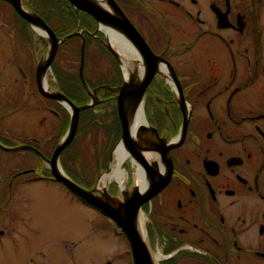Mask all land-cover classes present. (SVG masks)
<instances>
[{"label": "flooded vegetation", "instance_id": "af4514ba", "mask_svg": "<svg viewBox=\"0 0 264 264\" xmlns=\"http://www.w3.org/2000/svg\"><path fill=\"white\" fill-rule=\"evenodd\" d=\"M1 1L13 19L0 36L12 33L6 38L13 51H29L31 60L27 67L0 65V262L57 264L52 251L60 250L75 257L62 264H83L76 262L81 216L71 231L63 222L69 197L70 206L85 202L54 178L48 163L67 133V108L40 90L65 95L53 72L58 52L49 68L55 83L40 85L49 40ZM114 1L156 58L141 105L146 128L136 136L145 164L131 156L136 164L130 159L126 170L134 181L141 167L143 191L156 192L141 214L157 263L264 264V0ZM45 22L67 37L59 47L80 38V72L85 33L107 47L97 22L90 32L78 18V27L65 25L62 36ZM6 57L1 49L0 62ZM40 111L54 120L49 131H36Z\"/></svg>", "mask_w": 264, "mask_h": 264}, {"label": "water", "instance_id": "95a60500", "mask_svg": "<svg viewBox=\"0 0 264 264\" xmlns=\"http://www.w3.org/2000/svg\"><path fill=\"white\" fill-rule=\"evenodd\" d=\"M72 7L77 11H82L90 15L95 19L100 28L101 25H106L117 29L123 35H125L138 49L141 57L146 63L147 72L145 74V79L143 81H132L124 82L121 86L115 88H109L110 93H116L117 103H118V114L122 128V135L115 146L114 150L119 146L123 145L133 156L139 164H145L143 157L138 153V144L136 137L131 133L130 120L135 112L142 105V100L148 86L149 81L154 75V69L156 68V58L149 50L146 42L142 38L141 34L126 17L122 9L114 0H103L105 6L100 5L94 0H67ZM16 12L35 29V26H41L46 31L49 40V49L46 53L47 61L45 68L49 69L57 52L59 45L64 42L66 38H58L55 32L47 25L45 20L41 18L38 14L33 11H29L24 8L22 0H7ZM106 35V34H105ZM107 47L113 52L114 50L107 42ZM83 55H84V42H83ZM116 55V54H115ZM117 56V55H116ZM119 59V58H118ZM83 62L84 56L82 58L81 66V79L86 87L87 91L91 95V100L88 104L84 106H76L73 102L61 93H51L44 89L42 86L40 90L42 94L50 99H54L60 102L67 108L71 114V122L66 135L61 139L59 145L54 151L53 157L49 163V169L52 172L54 178L64 184L72 193L82 198L84 202L98 210L103 214L111 218L117 226L121 229L122 233L127 238L131 255L134 264H154L152 258V252L146 243V241L139 234L136 221L137 217L141 211V206L146 202L151 196L156 192L152 191H141L137 187H134L131 192L123 191L121 192L124 196L122 202L114 204L115 201L111 200L107 190L102 192V196L97 194V185L95 189L88 190L74 182L63 170L60 164V157L62 152L73 142L80 121L81 111L86 110L100 103L101 100L97 96V91L91 92L86 85L83 76ZM120 62V60H119ZM151 62V63H150ZM41 66L38 68V73H40ZM122 72L124 73L123 69ZM39 84L41 85V80L38 74ZM145 125L139 127V129H145ZM10 151L19 150V148L11 149L5 148ZM113 150V152H114ZM112 152V154H113ZM110 166V164H109ZM60 167V168H59ZM109 169V168H108ZM107 264H113L108 262Z\"/></svg>", "mask_w": 264, "mask_h": 264}, {"label": "rangeland", "instance_id": "374dc122", "mask_svg": "<svg viewBox=\"0 0 264 264\" xmlns=\"http://www.w3.org/2000/svg\"><path fill=\"white\" fill-rule=\"evenodd\" d=\"M1 2L2 1L0 0V27L6 25L7 22L5 20L11 21V19H13V16L11 15V12L8 10L5 3ZM33 12L36 13L35 11ZM51 19L55 21L53 16L51 17ZM11 35L12 33L9 34L7 32H3V35L0 36L1 38H3H0V50L4 49L7 53V60L2 59L0 65L5 69L11 67H27L30 64L31 60L30 53L29 51H26L23 52L21 56H17L12 49V43L9 42V40H7L6 38L8 36L11 41ZM37 49H42V46L39 42L37 43ZM92 59L93 61L90 65H94L95 69L94 67H92V71H94V73L90 74L91 78H93V76H96L98 73L104 74L106 72L110 73L113 71L116 74V68L113 67V65L111 64L112 61H109L105 54L100 55V57L99 55L93 56ZM116 61L118 67L120 69H123L117 56ZM68 65L71 64L68 63ZM1 66L0 68H2ZM49 83H55V79L52 73L49 79ZM105 92L107 94H110V91L108 89H105ZM111 94L112 96H116V93ZM67 112L69 113L68 110ZM50 116L51 115L46 112L40 111L37 113L35 119L36 131L50 130L52 122L54 121ZM42 118H45V121H47V124H45L44 126H40L39 124V119ZM105 126L106 125L104 123L101 124L100 122H98V125L87 128V125L85 123L84 128L82 127L80 130V136L77 137L73 142L70 151H64L62 155V161L63 163L65 162V165L70 173H72L76 177L78 176L85 185H88L89 187H92L94 185V187L90 190L95 189L100 177L107 170L106 169L101 172L100 167L103 165L106 154L110 153V151L113 150L112 148H107L108 146L106 145L108 142H110V139H112V147L114 142V134L108 135L107 128H105ZM100 159H102L101 162ZM131 171L134 172V168H132ZM131 179H129L128 181H130ZM131 182H128L127 191L129 192H131L135 187L136 180H131ZM112 183L115 182H111L110 184ZM115 184H112L107 192L109 193L111 200L116 202L119 198L122 197L123 194L120 192V189L115 186ZM97 194L102 196L103 193L101 191H97ZM68 199L70 200V197ZM68 199L67 206L69 211L67 212L66 220L63 223H65L67 229L71 231L70 229L75 226L77 215L81 216L80 220L82 222L80 237L82 238L83 243L78 249L76 262L81 260L83 264H107L108 262H112L113 264H132L133 260L130 250V244L128 240L122 235L119 227L111 220H109L108 216L101 213L98 209H95L87 205L86 203L83 204V206H70ZM69 231L67 234H69ZM153 252L155 253V251ZM52 255L55 256L57 264H62L63 260H67L73 263L75 259L74 257L71 260V256L64 255L63 251L60 250L52 251ZM57 257H59V259ZM5 263L6 262H0V264Z\"/></svg>", "mask_w": 264, "mask_h": 264}, {"label": "trees", "instance_id": "16d2710c", "mask_svg": "<svg viewBox=\"0 0 264 264\" xmlns=\"http://www.w3.org/2000/svg\"><path fill=\"white\" fill-rule=\"evenodd\" d=\"M25 5L29 9L35 11L44 20H47V22L51 24L53 29L57 31L60 36L66 35L62 32V30L65 29V25L71 26L68 28L69 31L76 29L78 18L81 19V27L83 29H87L90 32H94L96 29V21L87 14L75 11L67 0H26ZM52 16L55 21L51 19ZM25 24L27 25L26 22ZM85 37L86 45L83 68L84 79L89 90L91 92L97 91V94L102 101L91 108L81 111L78 130L73 142L80 136V130L82 127L84 128L85 123L87 128H89L91 126L98 125V122H100L101 124L104 123L106 125L105 128H107L108 135L114 134L112 147V139H110V142L106 145L108 146L107 148L113 149L121 138L122 128L118 115L117 101L110 98L111 94H107L105 92V88L121 86L123 82L122 71L117 65L116 57L105 45L87 33H85ZM104 54L107 56L109 61H112L111 64L117 71L116 74L113 71L110 73L106 72L104 74L98 73L96 76L91 78L90 74L94 73V71H92V67L95 69L94 65H90L93 61V56L99 55L100 57V55ZM68 63L71 65H68ZM80 65L81 40L77 36H72L71 39L59 47L57 57L53 63V72L57 80V84L61 87L63 93L78 107L88 104L91 100V95L87 91L80 77ZM66 122V129L68 131L71 122V115L67 111ZM73 142L65 149V151H70ZM111 151L106 154L103 165L100 167L101 172L108 169ZM101 161L102 159H100V162ZM61 164L66 174L73 181H76L77 183L79 182L82 187L88 190L94 187V185L92 187L85 185L78 176L76 177L70 173L65 165V162L63 163L62 161V157ZM122 235L124 236L123 233ZM132 264H134L133 261Z\"/></svg>", "mask_w": 264, "mask_h": 264}, {"label": "bare ground", "instance_id": "6f19581e", "mask_svg": "<svg viewBox=\"0 0 264 264\" xmlns=\"http://www.w3.org/2000/svg\"><path fill=\"white\" fill-rule=\"evenodd\" d=\"M94 1L102 6H105L103 0ZM100 29L106 34L108 44L112 47L115 54L120 60V63L123 67L125 80L127 82H132L135 79L140 80L141 78H143L145 74V64L141 57V54L139 53L135 45L117 29L106 25H101ZM35 30L38 35L48 38L43 27L35 26ZM46 61L47 57H44L41 62V70L39 73L41 83L45 87L48 86L51 76V71L45 68ZM141 108L142 106L139 107V109L135 112L130 120L131 133L134 137L137 136L139 127L143 123ZM147 157H149V155H147ZM130 159H132V157L129 151L123 145H119L112 154L109 169L105 171V173H103V175L100 177L96 191L105 192L112 184L115 183V185L120 189L121 192L127 191L128 173L126 170V165L130 161ZM132 161L136 164L135 160L132 159ZM144 178L145 177L142 168L139 167L138 172L135 174V187H137L141 191H143L145 187ZM111 182L115 183L110 184ZM123 199L124 196L122 195V197L114 202V204L122 202ZM144 224V217L141 213H139L136 221V227L141 237L145 240L146 234ZM156 257L157 255L152 252L154 264H157Z\"/></svg>", "mask_w": 264, "mask_h": 264}]
</instances>
